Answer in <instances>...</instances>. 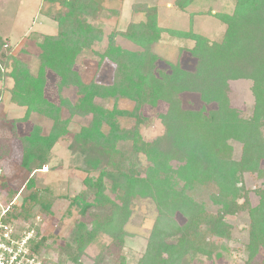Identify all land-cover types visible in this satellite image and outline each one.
<instances>
[{
    "label": "trees",
    "instance_id": "obj_1",
    "mask_svg": "<svg viewBox=\"0 0 264 264\" xmlns=\"http://www.w3.org/2000/svg\"><path fill=\"white\" fill-rule=\"evenodd\" d=\"M49 2L58 3L61 11L53 21L58 34L44 39L37 78L39 88H43L45 82L42 66L47 67L58 76L62 86L72 85L82 96L76 105H65L70 116L92 114L89 125L80 129L78 139L83 138V143L93 140L100 144L102 151L107 150L105 156L108 158L119 140H130L132 149L120 155L114 171L98 168L100 161L97 159L88 162L89 169L98 170L99 174L96 179L86 177L83 182L91 190L95 206L107 208L110 212L100 221L93 217L88 228L83 218L94 205L82 201L81 221L65 241L75 248L74 255L60 253V262L45 261L44 264H64L62 259L65 258L78 263L97 236L105 235L110 238L112 247H103L102 253L93 262L102 264L105 256L114 255L113 249L123 245L127 235L124 226L130 216V200L136 195L151 199L158 212L138 264H188L187 258L198 254L210 258L206 238H229L231 226L225 218L237 216L243 211H247L250 217L246 248L249 257H253L258 246H264V207H261V202L260 207L249 208L243 177L245 174L258 178L264 176V0H235L231 14H217L225 30L221 40L213 43L196 33L160 29L153 20L154 14L147 15L146 26L129 23L130 32L136 27H149L153 33L150 42L153 43L164 31L172 37L192 40L194 44L187 49V53L193 58V66L189 69L179 63L171 65L166 72L156 73L158 57L149 52L147 44L143 53L133 55L112 47L110 38V49L103 53L116 65L114 82L109 86L84 85L72 72L77 54L92 42L101 40L83 19L91 13L99 14L101 7L92 0ZM191 3V0L175 2L180 9ZM138 8L144 10L146 4H133L132 12ZM13 77L16 79L15 87L29 82L20 68L12 73ZM235 81L252 83L254 104L248 117L240 116L230 106L229 83ZM40 91L37 97H30L28 103L33 101L47 108L53 124L46 136L40 135V130L34 127L26 136L19 138L21 165L30 171L48 164V155L55 143L67 134L68 120L63 121L59 117L57 107L46 101ZM183 95L197 96L202 103L201 108L183 107ZM96 97L127 98L135 103L136 108L165 103L167 110L160 115L163 134L144 142L135 131L117 132L116 123L111 121L112 114L105 113L94 103ZM28 105L26 102L21 106L27 108ZM104 122L113 127L110 135L97 133ZM233 142L241 147L237 159L233 156ZM138 154H144L149 163L143 177L138 174ZM105 180L110 181L109 187H106ZM208 188L215 191L211 196L212 204L217 207L215 213L209 212L204 203L196 199L197 191ZM32 200L35 201L36 196L29 198L28 204L31 205ZM78 201L76 197L73 203ZM21 205L26 206L27 203L23 200ZM176 214L184 218L182 225L175 221ZM19 217L25 218V211L19 212ZM39 233L40 228H35L36 240L32 250L45 255L46 236L39 238ZM55 252V249H50V254Z\"/></svg>",
    "mask_w": 264,
    "mask_h": 264
},
{
    "label": "rangeland",
    "instance_id": "obj_2",
    "mask_svg": "<svg viewBox=\"0 0 264 264\" xmlns=\"http://www.w3.org/2000/svg\"><path fill=\"white\" fill-rule=\"evenodd\" d=\"M92 1L101 7V11L99 14L91 13L88 18L83 19L85 25L90 26L92 33L101 37V40L83 48L72 66V72L87 86L92 83L109 86L114 82L116 65L106 54L103 56V53L110 49V38L112 47L133 55L143 53L147 44L149 52L158 57L156 73L170 70L171 65L181 64L185 68H192L193 58L187 53V49L194 44L193 41L185 37H172L165 31L196 33L202 35L209 43L218 42L222 38L225 25L216 15L231 14L235 4V0H191L190 5L180 9L176 7V0ZM136 3H145L146 8H138V12H132V5ZM60 11V5L49 0H0V200L4 205L11 202L12 209L16 205L12 211L15 230L27 227L33 229L36 225L40 228L39 238L46 236L47 246L45 255L43 253L42 256L46 262L52 263L60 262V253L74 255L75 248L65 241H68L81 221L82 201L93 203L92 192L83 180L86 177L96 179L99 171L90 170L88 162L97 159L100 161L98 168L114 171L120 155L132 149L130 140H119L115 143L112 156L108 158L105 156L107 150L102 151L100 144L93 140L83 143V138L79 140L77 136L80 129L89 125L92 114L70 116L65 105H76L82 96L76 87L62 86L58 76L51 69L42 66L45 82L44 87L39 88L37 78L40 75V56L44 39L46 36L58 34L54 18ZM152 14L156 26L166 29L154 43L150 42L153 33L149 27H136L131 32L128 27L129 23L146 26L147 15ZM19 68L24 70L29 82L15 87L16 79L12 78V73ZM30 76L33 78L32 82ZM251 86L250 81L229 83L230 106L242 117L251 114L254 104ZM39 90L46 101L57 107L59 117L63 121L68 120V125L67 134L55 143L49 153L48 164L30 171L21 165L22 150L19 138L26 136L34 127L40 130V135L46 136L53 124L47 108L33 101L28 103L30 97H37ZM21 102H27L29 105L26 108L21 106ZM182 102L183 107L188 109H200L202 106L194 95H183ZM94 103L104 109L105 113L112 114L111 121L116 123L117 132L135 131L144 142H150L163 134L160 115L167 110L165 103L158 102L155 107L144 105L136 108L133 101L123 97H96ZM112 129L110 124L104 122L97 133L107 136L113 132ZM240 152V144L233 142L235 159L239 157ZM136 160L139 163L138 174L143 177L149 165L147 158L144 154H138ZM104 183L106 187L110 186V181L105 180ZM243 184L248 192L249 208L260 207L261 202L264 205V176L258 178L256 175L245 174ZM214 192L213 188L196 192V199L202 201L212 213L217 209L211 200ZM107 194L112 197L110 191H107ZM32 196H36V200H32L30 205L27 200ZM76 197L79 201L73 203ZM23 200L27 203L26 206L21 205ZM93 205L95 206V203ZM263 205L261 207H264ZM94 206L87 210L86 217L83 218L88 228L93 217L100 221L110 212L107 208ZM22 211H25V218L19 217V212ZM129 211L130 216L124 226L127 235L122 247L112 248L115 254L105 256L102 264H138L158 212L154 202L141 195L131 198ZM174 219L179 225L184 223L180 214H176ZM225 222L231 226L229 238L207 237L206 249L211 252V257L207 258L201 254L188 257V264H264V246L259 245L251 258L246 248L249 243L250 225L247 211L240 212L237 216H228ZM103 247H112L110 238L105 235L97 236L78 263L66 258L62 259V262L93 264L95 257L102 253ZM50 249H55L56 252L52 255Z\"/></svg>",
    "mask_w": 264,
    "mask_h": 264
},
{
    "label": "built area",
    "instance_id": "obj_3",
    "mask_svg": "<svg viewBox=\"0 0 264 264\" xmlns=\"http://www.w3.org/2000/svg\"><path fill=\"white\" fill-rule=\"evenodd\" d=\"M11 207V202L4 205L0 200V264H44L43 254L32 250L37 225L15 230Z\"/></svg>",
    "mask_w": 264,
    "mask_h": 264
}]
</instances>
